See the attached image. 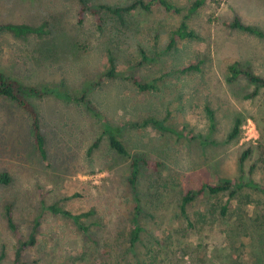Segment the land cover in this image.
I'll return each mask as SVG.
<instances>
[{"label": "rangeland", "instance_id": "374dc122", "mask_svg": "<svg viewBox=\"0 0 264 264\" xmlns=\"http://www.w3.org/2000/svg\"><path fill=\"white\" fill-rule=\"evenodd\" d=\"M89 1L123 6L135 0ZM169 1L182 11L154 4L120 19L103 12L97 26L88 11L77 20L79 0H0V23H48L44 36L0 31V71L46 88L28 100L47 159L35 148L30 115L0 97V173L9 176L0 183V264H14L35 220L36 242L21 251L20 264H264L260 190L203 192L186 206V216L179 209L189 189L223 177L264 186V87L244 77L230 81L228 70L237 61L264 75V37L226 25L238 15L264 31V0L207 1L189 13L194 0ZM184 15L197 37L177 38L167 49ZM140 48L154 59L133 72L157 79L156 89L140 91L123 76H103L108 56L125 73L139 61ZM188 63L198 69L183 71ZM84 93L130 155L159 162L155 169L143 166L137 180L143 231L133 251L130 156L110 147L101 120L79 100ZM149 116L165 129L142 125ZM236 118L241 131L228 138ZM52 203L72 213L92 209L83 219L88 229L48 211Z\"/></svg>", "mask_w": 264, "mask_h": 264}, {"label": "trees", "instance_id": "16d2710c", "mask_svg": "<svg viewBox=\"0 0 264 264\" xmlns=\"http://www.w3.org/2000/svg\"><path fill=\"white\" fill-rule=\"evenodd\" d=\"M207 1H217V0H194L190 6L187 8L188 13L196 11L200 6L205 4ZM79 8L77 10V20L81 22L83 20L84 13L88 11L94 18L97 26H100L102 23V13L108 12L115 15L117 18H122L123 14L133 10L135 7H142L146 10L150 9L152 5L158 4L161 5L167 11L172 12H181L182 8L170 2L169 0H135L129 4L123 6H112L104 3L92 4L89 0H79ZM48 23L47 21L41 22L39 25H29L26 23L12 24V23H0V31L8 30L16 36H22L27 34H34L36 36H44L48 33ZM226 25L231 29H239L251 34H254L258 37H264V31L260 28L243 23L238 15H234L231 21L227 22ZM196 33L188 27L186 22V16L184 15L178 26L171 31L169 42L167 44V49H170L174 44L177 38L179 39H190L196 38ZM140 59L137 64L128 72H119L114 67V62L112 57L108 56V68L104 72L103 76L107 78H114L117 76H123L128 79L138 90L140 91H149L157 88V79L143 80L140 76L133 72L138 66H142L149 61H152L154 58L146 53L143 48L139 49ZM197 63H188L182 70L183 71H192L197 70ZM229 70V80L232 81L238 77L246 78L250 83L254 84L256 87H264V75H259L254 73V71L249 66H242L239 62L234 61L228 66ZM256 90L253 91L255 93ZM46 88L38 87L35 85H28L21 83L9 76L4 72L0 71V97H9L14 101L18 106L24 109L31 117V127L34 138V145L37 150L39 157L44 163H46V150L44 146V136L41 132L38 118L36 112L29 102L28 98L31 96L41 97L45 95ZM253 95V94H252ZM250 96V95H249ZM248 96V97H249ZM85 106L92 112L95 116L101 120V125L108 134V142L110 147L120 155L130 156V172L127 178V183L129 186L130 194L132 197V213L130 217L131 229L129 232L128 239V250H134L136 243L139 241L140 233L143 231V226L139 221V215L142 212V206L139 198V193L137 190V180L141 174L142 167H150L155 169L158 165V161L150 160L144 154L134 153L129 154L127 148L123 141L118 137L115 130L110 127L98 113L95 106L90 102L86 97V93L82 94L79 98ZM212 115V114H211ZM142 125L151 124L156 126L158 129L163 130L165 126L161 119H158L153 116H149L141 122ZM241 125V120L236 118L234 125L228 135V138L235 137L239 134ZM251 149L247 148L239 157V164L243 163V160L250 153ZM9 182V176L6 173H0V183ZM250 187L253 189H258L264 193V186H259L254 181L243 182L241 180H233L228 177L221 178L217 183H202L194 189H189L181 198L179 205L180 213L183 216H186V206L192 202L195 197L199 196L203 192H209L210 194L228 191L232 195L236 190L241 187ZM7 216L9 217V226L11 229H14V225L11 222L10 214V204L5 206ZM48 211L53 214H59L67 219H69L73 224H75L80 230L86 231L88 225H86L83 219L90 217L94 211L89 209L80 213H72L66 208L62 207L59 203H52L46 207ZM38 221L35 220L32 230L29 233L27 239L20 241L18 249L15 251V261L14 264H20L19 256L23 249L30 247L36 242V234Z\"/></svg>", "mask_w": 264, "mask_h": 264}]
</instances>
